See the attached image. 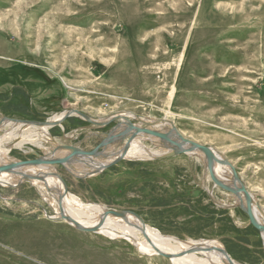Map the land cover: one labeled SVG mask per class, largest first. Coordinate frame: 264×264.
<instances>
[{"label": "rangeland", "instance_id": "374dc122", "mask_svg": "<svg viewBox=\"0 0 264 264\" xmlns=\"http://www.w3.org/2000/svg\"><path fill=\"white\" fill-rule=\"evenodd\" d=\"M65 109L49 137L87 152H104L107 139L114 153L119 132L108 134L122 121L93 125L71 111L171 121L225 157L264 214V0H0V120L46 121ZM9 129L0 128V147L12 159L53 148L18 145ZM186 154L122 159L88 178L57 171L82 202L134 212L182 241L216 240L239 264H264L263 236L243 206L223 204L235 191L215 186L203 160ZM55 216L29 181L0 186V264H173Z\"/></svg>", "mask_w": 264, "mask_h": 264}, {"label": "bare ground", "instance_id": "6f19581e", "mask_svg": "<svg viewBox=\"0 0 264 264\" xmlns=\"http://www.w3.org/2000/svg\"><path fill=\"white\" fill-rule=\"evenodd\" d=\"M60 19L62 18L60 17ZM63 19L65 18L63 17ZM67 111L68 110L65 109L60 113H56L52 115L46 120V124L44 125L43 124L33 125L31 123L26 124V123H21L20 121H15V120L6 119V118H2L0 120L1 122L0 128L1 127L3 128L5 126H9L10 128L9 130H7L5 134L8 136L9 139H12V138L20 139L21 138L20 140H22V142L18 141L17 143L18 145L24 142H31V143L35 142L39 144L43 140L50 141L53 145V148L52 147L47 148V150L44 152V155L42 156H44V158L46 159L60 158V159L68 160L67 163L65 164L64 163L63 164L44 163L40 165H25V166L13 168L8 171H2L0 172V186H4V187L17 186L18 184L22 183V181L26 179V176H27V181H29V184L32 185L33 188L36 189V192L39 193V195L42 198V201H44L46 204H48L52 208L53 213L56 215L55 217H58L61 214H64L72 218L73 220L77 221L80 225L84 227H95L97 229L95 231L96 233H100L106 237L117 238V239L124 238L126 240L132 241L133 244L136 246V248L139 251L143 252L144 255L145 254H148V255L157 254V250H159L163 253L175 255L170 259V261L173 264H188L186 260L192 263H196V264H229L224 254L225 249L223 248L221 243H219L216 240L187 239V240L182 241V239L179 240L174 237L163 235L159 231L151 229L150 227L145 225V223L138 216H136L133 212L126 211L123 217L114 216L110 213L113 210H109L104 205L95 204V203H85V202H82L75 195L68 193L66 190L65 183L63 182L60 176V173L57 171V168L62 167L71 176L79 178V179L95 176L105 171L107 168H109V167L104 168V166H106L111 161L116 159V157L122 151L121 147L124 146V144L126 143L128 139L125 142H123L124 138L127 136H124V138H121V139L119 138L120 139L119 147H117L113 155H109L107 157L104 156L103 153H99L94 156H86L82 154L81 156L77 155L76 157H73V155H71L72 153L70 152V149L65 147V146H70V145L61 144L54 139L52 140L49 137L50 128H52L53 126L57 124H60V122L63 119H65V116L68 114ZM71 113L72 115L77 114L78 116L83 117L82 113H79V112L74 113V111H71ZM134 116L132 114L127 113V111L126 112L124 111L119 114L115 113L112 116H109L108 118H99L97 120L91 119L90 122H92V124L94 123L95 125H103L107 123L109 120L119 119L122 121L124 125L122 124L120 127L117 128V132L112 133V135L114 134L116 135V133L118 132L120 133L126 128L127 124L125 123L128 122L129 118H132ZM137 121H138V124H134L135 127L144 128V129H147L148 131H153V132L155 131L159 133H168V131H170L171 129L173 130L174 128L172 127L173 125L171 124V121L167 122L168 120H164V119L137 118ZM165 127H167L168 130H165L164 129ZM23 128L30 129L34 132H31L29 134H24L22 132H19V130ZM170 135H171L170 140H169L171 141L170 143L166 141V139H164L165 141L163 139L160 140V138L152 136L150 134H141L137 136L135 139L131 141V143L127 147L123 159L129 158V159H149V160L153 159L154 160L156 158H164L162 156L166 155L167 153H170L171 148H175L178 145L182 144L181 141L177 139L176 135L175 136L172 134ZM136 140H138L140 143L135 142ZM144 141H148L154 145H157L158 143V146L159 145L161 146H159L158 149H152L150 146L145 144ZM113 143L114 142L110 141L107 144L105 149H103L105 150L104 153H109L110 151L113 150V147H114L112 146ZM211 149L213 150V152H215V155L218 158L219 157L223 158L221 157V155H219V153H216V151H214V148H211ZM185 153L197 155L205 163V156L203 153L199 151H189ZM17 162H19V160H15V159L8 157L7 152L3 151V149L0 147V166H4L7 164H13ZM206 169H207V166H206ZM207 172L210 176V172L208 169H207ZM211 172L215 176V178H217L219 181L223 183L230 184L232 181L231 170L226 165L214 162L211 168ZM39 174L43 175V178L41 180H37L34 177L35 175H39ZM244 200H245L244 193L241 191H235L233 194V199H230L228 203L223 202V204L224 205L240 204L243 206L245 210L246 201ZM250 205H251V210H252L254 219L257 222L264 225V214L258 210V206L253 200L251 194H250ZM68 224L74 227L70 223ZM139 235L142 236V239L139 237ZM261 235L263 236V239H264V234H261ZM232 264H239V263L233 260Z\"/></svg>", "mask_w": 264, "mask_h": 264}, {"label": "water", "instance_id": "95a60500", "mask_svg": "<svg viewBox=\"0 0 264 264\" xmlns=\"http://www.w3.org/2000/svg\"><path fill=\"white\" fill-rule=\"evenodd\" d=\"M82 116L87 121H89V122L91 121V118H89V117H87V116H85L83 114H82ZM20 122L21 123H26V124L27 123H31L33 125H42V124L44 125V124H46V121H20ZM121 124L122 123L120 122L114 128H112L110 130V133L108 134V136H111V134L114 133L117 130V128L121 126ZM125 124H127L128 127L125 130L121 131L119 133L118 137L120 139L124 138V136H128V135L130 137L128 138V140L126 141L124 146L121 147L122 151L116 157V159L111 161L106 166H104V168L109 167V166L115 164L117 161L123 159L124 155H125V152H126V149L129 146V144L131 143V141L133 139H135L137 136L141 135V134H150L152 136L160 138L161 140L162 139L163 140L166 139V141H168L169 143L171 142V141H169L170 137H171L170 134H172L174 136L176 135L177 139H179L182 144L178 145L175 148H171V152L167 153L166 155H163L162 157L174 156V155H178V154L189 152V151H199V152L203 153L204 156H205V163H206L207 169L210 172V177H211L212 181L214 182V184L217 185L218 187L222 188L223 190L228 191V192H233V191H241V192H243L244 196H245V201H246V208H245V210L243 208H241L242 206H240V208L246 213V215L248 217V223L250 225H252L260 234H264V225L259 223V222H257L254 219V216H253V213H252V210H251V205H250V193L246 190L245 186L241 183L239 175L236 172V170L233 167V165L230 162H228L225 157L221 156L223 158H220V157L218 158L215 155V152H213V150L209 146H206V145L191 141L189 139H185L184 137H182L178 133V131L175 129V127L173 128V130L171 129L170 131H168V133H159V132H155V131L154 132L153 131H148L147 129H144V128H137V127L134 126V124H131L130 121L126 122ZM100 126H102V125H100ZM174 131H176V132H174ZM108 142H109V140L104 139V141L102 142V144L100 146L105 147L108 144ZM65 147H67L68 149H70V151H72L71 155H73V157H76L77 155L81 156L82 154H84L86 156H94V155L99 154V153H103L104 156L107 157V156L113 155L115 153V152L114 153H104L103 151H98V148L95 149V150L87 152V151H84V150L79 149V148L74 147V146H65ZM67 161L68 160H66V159H60V158H57V159H52V158L51 159H46V158H44V156H39L37 158L20 160L17 163L0 166V172L8 171V170H11L13 168L21 167V166H25V165H40V164H44V163H49V164H53V163L63 164L64 163L65 164V163H67ZM214 162L226 165L227 167L230 168L231 176H232L231 177L232 181H231L230 184H226V183H223V182L219 181L212 174L211 168H212ZM34 177L37 180H41L43 178V175L39 174V175H35ZM30 179H31V177H30ZM23 181H27V176H26V179H24ZM110 213L112 215H114V216L123 217L125 215L126 211L125 210H113ZM134 214L141 219V217L139 215H137L136 213H134ZM49 219H51V220H64L67 223H70L71 225H73L79 231L95 232L97 230L95 227H84V226L80 225L77 221L73 220L72 218H70V217H68V216H66L64 214H61L58 217L49 218ZM224 254H225V257L227 259V262L229 264H232L233 263V259L226 253V251L224 252ZM157 255L165 257L167 259H171L173 256H175V255H171V254H168V253H163V252H161L159 250H157Z\"/></svg>", "mask_w": 264, "mask_h": 264}]
</instances>
